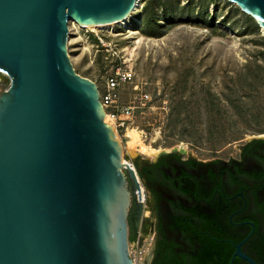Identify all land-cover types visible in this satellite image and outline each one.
Segmentation results:
<instances>
[{
	"label": "water",
	"instance_id": "water-1",
	"mask_svg": "<svg viewBox=\"0 0 264 264\" xmlns=\"http://www.w3.org/2000/svg\"><path fill=\"white\" fill-rule=\"evenodd\" d=\"M264 33V0H226ZM139 0H0V264H133L123 147L77 75L68 22L118 24ZM180 153L163 150L159 156Z\"/></svg>",
	"mask_w": 264,
	"mask_h": 264
},
{
	"label": "rangeland",
	"instance_id": "rangeland-1",
	"mask_svg": "<svg viewBox=\"0 0 264 264\" xmlns=\"http://www.w3.org/2000/svg\"><path fill=\"white\" fill-rule=\"evenodd\" d=\"M162 3L169 5L166 11ZM149 15L162 36L139 30ZM129 17L127 26L96 31L69 21L66 41L75 73L99 90L117 67L134 75L117 96L133 118L116 130L124 160L132 129L145 147L184 148V155L199 160L227 157L241 144L264 140V33L253 18L226 0H139ZM255 64L262 68L256 78ZM248 72L253 77L246 78ZM8 86L0 73V93ZM146 156L137 146L126 162Z\"/></svg>",
	"mask_w": 264,
	"mask_h": 264
},
{
	"label": "flooded vegetation",
	"instance_id": "flooded-vegetation-1",
	"mask_svg": "<svg viewBox=\"0 0 264 264\" xmlns=\"http://www.w3.org/2000/svg\"><path fill=\"white\" fill-rule=\"evenodd\" d=\"M130 165L141 195L127 182L129 243L150 242L148 264H264V140L227 157L180 152Z\"/></svg>",
	"mask_w": 264,
	"mask_h": 264
},
{
	"label": "built area",
	"instance_id": "built-area-1",
	"mask_svg": "<svg viewBox=\"0 0 264 264\" xmlns=\"http://www.w3.org/2000/svg\"><path fill=\"white\" fill-rule=\"evenodd\" d=\"M134 75L131 71H123L119 67L115 69V71L106 76L104 80V87L103 89L99 90V102L104 110L105 118L104 122L113 127L115 133L117 129L124 128L129 122L132 121V109L130 107H122L117 103V96L120 90V87L123 85L130 83L133 79ZM134 89H137L135 86ZM141 100L148 99L147 94H141ZM135 196H140V191H135ZM145 240L144 243H140L138 240L132 242L134 245L133 250H130V246L128 245V251L130 257L132 259L133 264H138L140 260V254L142 252V248L144 246L150 250V242ZM146 259L144 260L143 264H146Z\"/></svg>",
	"mask_w": 264,
	"mask_h": 264
},
{
	"label": "bare ground",
	"instance_id": "bare-ground-1",
	"mask_svg": "<svg viewBox=\"0 0 264 264\" xmlns=\"http://www.w3.org/2000/svg\"><path fill=\"white\" fill-rule=\"evenodd\" d=\"M135 10L136 9H134L131 13L135 12ZM129 16L124 21H122V22H120L118 24H114V25L115 26H127L129 24V22H130V19H129L130 17ZM71 22H74V21H71ZM79 27L81 29H83V30H94V31H96V30H105L109 26L97 27V26H83V25H79ZM104 119L106 120V118H104ZM127 138L129 139V142H128V145H127L128 147L126 149L127 150V158H132L134 156V154H135V147H137V146L140 148L141 153H144V154H146L147 156H150V157H157L161 153L157 149H152V148L145 147L143 145V143L140 141L139 132H137L134 129L127 131ZM180 147H182V146H180ZM178 151L184 153L185 150H184V148H182V149H180ZM127 158H126V160H124V157H123V162L124 163H126ZM128 164H130V163H128ZM145 248L142 249V252L140 254V260L141 261L138 264H143V262H144L145 259H146V262H148V260H149L148 252L146 251ZM146 264H148V263H146Z\"/></svg>",
	"mask_w": 264,
	"mask_h": 264
},
{
	"label": "trees",
	"instance_id": "trees-1",
	"mask_svg": "<svg viewBox=\"0 0 264 264\" xmlns=\"http://www.w3.org/2000/svg\"><path fill=\"white\" fill-rule=\"evenodd\" d=\"M161 6L163 8H165V11H166L169 5L166 3H162ZM203 21L206 22V20H203ZM160 28H161V26L156 23L155 17L152 15H149L147 17V19L144 21V23L142 24V26L139 28V30L146 37L158 38V37L162 36V31L160 30ZM263 40H264V38H263ZM253 70H254L253 72L256 74V76H254L255 78L260 76V73H258L259 71H262V68L260 65L255 64V67L253 68ZM251 74H252L251 72H248L246 78H249V76L253 77ZM237 104H239V103H237ZM235 107H236L235 108L236 110H239L238 108H240L238 105H236Z\"/></svg>",
	"mask_w": 264,
	"mask_h": 264
}]
</instances>
